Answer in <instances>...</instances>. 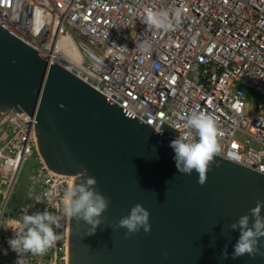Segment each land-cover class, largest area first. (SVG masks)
I'll list each match as a JSON object with an SVG mask.
<instances>
[{
  "label": "built area",
  "instance_id": "obj_1",
  "mask_svg": "<svg viewBox=\"0 0 264 264\" xmlns=\"http://www.w3.org/2000/svg\"><path fill=\"white\" fill-rule=\"evenodd\" d=\"M145 8L172 19L180 9V23L147 29ZM0 27L154 130L164 123L183 135L193 110L213 115L215 156L264 174V108L249 97L264 98V0H0ZM35 129L26 113H0V264H67L69 217L43 256L20 257L8 244L23 214H61L74 179L48 169ZM33 156L24 201L11 209Z\"/></svg>",
  "mask_w": 264,
  "mask_h": 264
},
{
  "label": "water",
  "instance_id": "obj_2",
  "mask_svg": "<svg viewBox=\"0 0 264 264\" xmlns=\"http://www.w3.org/2000/svg\"><path fill=\"white\" fill-rule=\"evenodd\" d=\"M9 110L35 121L36 145L50 171L75 183L87 170L110 198L94 235L69 217L67 264H264L260 255L221 257L239 238L229 225L264 201V174L214 156L201 186L195 171H177L169 146L176 130L163 123L158 134L0 27V113ZM137 203L150 212L149 233L126 238V229L106 225ZM259 246L264 251V238Z\"/></svg>",
  "mask_w": 264,
  "mask_h": 264
},
{
  "label": "clouds",
  "instance_id": "obj_3",
  "mask_svg": "<svg viewBox=\"0 0 264 264\" xmlns=\"http://www.w3.org/2000/svg\"><path fill=\"white\" fill-rule=\"evenodd\" d=\"M180 19V9L175 11L174 19L170 18L165 10L145 8L143 12V23L147 29L169 31L180 23ZM136 47L142 53H147L151 44L141 40ZM184 127L189 131L186 134H180L171 141L169 146L175 153L177 171L189 176L195 171L198 173L197 182L202 186L206 183L210 163L219 152L217 121L209 113L193 110L186 117ZM155 131L162 134L161 128ZM192 132H195L196 136H193ZM96 185V178L88 176L85 170L80 172L76 182L69 184L64 191L65 206L61 214L49 212L47 209L31 215L23 214L18 227L13 230L14 237L8 241L11 250L20 257L29 253L34 256H43L62 238L61 233L54 229L61 228V220L64 217L84 221L91 226L87 235H94L97 227L105 224L101 217L111 203L109 197L96 190ZM262 210H264V201H257L255 207L249 210V214L240 216L235 223L229 225L231 230H239V238L233 246L231 255L228 253L227 246L222 250V259L227 260L230 257L235 260L246 254L252 258L257 255L264 256V251H261L259 246L260 239L264 238ZM106 225L115 229H126V238L140 232L141 229L147 234L151 231L150 212L142 204L137 203L131 207L127 216H123L118 222ZM164 255L167 256V252Z\"/></svg>",
  "mask_w": 264,
  "mask_h": 264
},
{
  "label": "rangeland",
  "instance_id": "obj_4",
  "mask_svg": "<svg viewBox=\"0 0 264 264\" xmlns=\"http://www.w3.org/2000/svg\"><path fill=\"white\" fill-rule=\"evenodd\" d=\"M249 97L255 98V102L253 104L256 107L258 105H262V107L264 108V98H259L253 94H251ZM250 112L251 111H249V113ZM35 165H36V157L35 156L31 157L29 160L26 161V163L22 169V172L19 176V181L17 183V186L15 187V191L11 197V204H10L11 209H14L16 207V205L23 203L24 192H25V189L28 185L29 176L31 175L32 170H33Z\"/></svg>",
  "mask_w": 264,
  "mask_h": 264
}]
</instances>
